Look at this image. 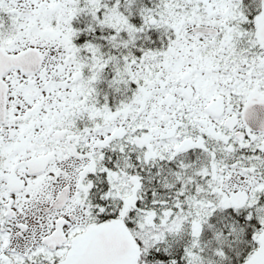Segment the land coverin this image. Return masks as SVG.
<instances>
[{
    "label": "snow or ice",
    "instance_id": "1",
    "mask_svg": "<svg viewBox=\"0 0 264 264\" xmlns=\"http://www.w3.org/2000/svg\"><path fill=\"white\" fill-rule=\"evenodd\" d=\"M0 264H264V0H0Z\"/></svg>",
    "mask_w": 264,
    "mask_h": 264
}]
</instances>
